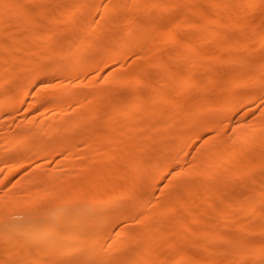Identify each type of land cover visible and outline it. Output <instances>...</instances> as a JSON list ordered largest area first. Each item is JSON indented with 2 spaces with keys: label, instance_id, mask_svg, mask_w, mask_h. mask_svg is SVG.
Returning a JSON list of instances; mask_svg holds the SVG:
<instances>
[{
  "label": "bare ground",
  "instance_id": "obj_1",
  "mask_svg": "<svg viewBox=\"0 0 264 264\" xmlns=\"http://www.w3.org/2000/svg\"><path fill=\"white\" fill-rule=\"evenodd\" d=\"M55 1L0 0V39L13 41L10 47L0 44V120L36 97L22 111L28 121L19 125L20 132L11 133L7 121L0 127L5 179L32 174L9 200L0 196V248L8 251L0 264H14L16 256L40 264L103 260L137 242L142 246L134 257L144 263L151 247L186 246L195 252L207 243L206 264H224L220 260L230 252L213 246L244 244L216 237V229H236L241 238L264 236V0H239L243 13L231 16L222 12L223 0L205 1L211 15L198 11L199 0H111V6L99 8L98 20L90 0H73L68 9L60 4L49 21L43 9ZM177 10L193 16L165 32L158 29L161 20H150L152 12L169 17ZM256 13L263 36L250 46ZM8 15L28 32L7 28ZM78 18L79 24L61 25ZM187 28L195 33L176 39ZM103 39L111 40L110 48L101 46ZM165 42L178 48L159 58ZM108 68L104 80L110 87L96 84L95 76L77 80ZM153 72L157 80L147 90L127 95L128 85L147 83ZM50 97L54 102L48 104ZM54 135L59 139L50 141ZM54 160L55 171L45 173ZM223 194L228 198L218 207ZM109 207L112 213L105 214ZM233 220L239 223L232 226ZM111 222L117 231L103 249L99 232ZM204 225L209 226L201 233ZM171 236L173 243L167 241ZM250 246L235 258H261L264 264V241ZM160 253L153 258L169 259ZM187 257L198 258L191 253L168 264Z\"/></svg>",
  "mask_w": 264,
  "mask_h": 264
},
{
  "label": "rangeland",
  "instance_id": "obj_2",
  "mask_svg": "<svg viewBox=\"0 0 264 264\" xmlns=\"http://www.w3.org/2000/svg\"><path fill=\"white\" fill-rule=\"evenodd\" d=\"M61 0H57L55 1L56 2V5L54 4V7L52 5V7H47L44 10V14L46 16V18L51 21L53 20L56 16H58V11H59V5L60 4H63V6L65 8H69V6L73 5V0H64L63 2H60ZM200 3H199V10L202 14H206V15H211L213 14V9L207 5H205V1L206 0H199ZM238 2L239 0H223L222 1V5L225 7L223 9L222 12H225L227 14H229V16H231L234 12L236 11H241V13H243V8L241 5H238ZM112 3L111 0H90L89 2V6L92 10V14L94 13V17L96 20H98L100 18V10L99 8H102L104 7L106 4H110ZM99 4V5H98ZM98 5V6H97ZM131 5L136 8L138 6L137 3H134L132 2ZM111 6V4H110ZM98 7V8H97ZM35 7H32V9H34ZM10 10H7V14H9ZM144 13V12H142ZM146 13V12H145ZM142 14L141 15V18L142 16L146 15V14ZM262 14V13H261ZM261 14H258L260 15V17L262 16ZM257 13L254 15V18L251 20L252 22H250V31L251 32V35L249 36V44L250 46H253L254 43L259 39L261 38V36H263V32L260 30V28L258 27V24H259V17L256 16ZM192 12L191 11H186V10H177L174 14L170 15L169 17H163L161 12H152L151 13V21L152 20H161V24L159 25L158 29H162L161 31H166L169 26L178 21H182L184 19H189L192 17ZM145 17V16H144ZM143 17V18H144ZM149 17V18H150ZM148 18V19H149ZM35 18L33 17V20ZM6 27L8 28L9 26L10 27H14V28H17V29H20L22 30V26L18 23L16 24V17H11V16H7L6 17ZM149 20V21H150ZM259 21V22H258ZM80 22V18L76 19L75 21H70V22H67V23H64L61 24V23H56V25L58 26H67L68 24H79ZM154 22V21H153ZM160 22V21H159ZM226 24L229 22L228 18L225 19L224 21ZM61 24V25H60ZM8 25V26H7ZM51 25V24H50ZM55 25V24H54ZM4 29H5V26H4ZM38 31H40L39 33H43L44 31V27H40L38 29ZM159 31V32H161ZM229 31V30H228ZM233 31V30H231ZM231 31H229V33H231ZM22 32H25V34L28 32V28L25 29V30H22ZM195 33V29L194 28H187V29H184L182 30L181 32H177L176 33V39L178 40H181L183 39L185 36L187 35H190V34H194ZM233 33V32H232ZM23 34V33H22ZM159 34H162L159 33ZM231 35V34H230ZM161 37V35H160ZM23 41L26 40V38H23L22 39ZM193 41H195V39H193ZM12 39L10 38H5V37H2L0 39V44L1 45H6L8 47H10V45L12 44ZM112 45V42L111 40H104L101 42V46L105 48H110ZM178 44L176 42L174 43H167L165 42V45L164 47L162 48V50L160 51L159 53V58H164L167 54L169 53H172L173 51H176V49L178 48L177 47ZM103 49V48H102ZM262 52H264V48L261 50ZM9 53H15V54H19L18 51L14 50V49H10L8 50ZM7 52V53H8ZM5 54H7L6 52H4ZM233 55H236L237 52L235 51H232ZM238 54H242L244 55L245 53L244 52H238ZM96 56V54H91L89 55V57L92 59ZM155 60V59H154ZM154 60H151V61H154ZM173 61V60H171ZM131 62V59L128 61V64ZM170 64H173V63H170ZM13 65H17V62H14ZM110 71V69L108 68V70H105V71H98V70H95V71H92L91 73L87 74V75H81L80 77L77 78V80L79 81V79H83V80H88L91 76H95V82L96 84H101V86H103V88H107V87H110L111 86V81H108V80H104L107 73ZM20 73V72H18ZM184 73V68H181L179 70V75H183ZM226 75L227 76H231L232 75V72L231 70H227L226 71ZM133 77V75H131L129 77V80H131ZM5 81V79H3ZM157 80V72H153L150 76L149 79H147V83H144V84H141V85H128L126 87V91H127V95L133 93L134 91H137V90H147L148 89V85L149 83H152V82H155ZM254 91V89H253ZM247 93H252V91H248ZM22 95L21 92L18 93V97L20 98V96ZM175 98H178L179 96H177L176 94L174 95ZM36 101V97L35 96H31L28 98L27 102L25 103V105L22 106V110L21 111H18L17 113H15L14 115L8 113H5L3 116H2V119L0 120V127H1V124L3 123V121H7L6 124H7V127L8 129H10V132L11 133H18L20 132V124H25L27 123V119L25 118H22V111L24 108L27 107L28 104L30 103H34ZM54 102V99L53 97H50L48 98L47 100V103L48 104H51ZM40 116V115H39ZM43 116V115H41ZM216 119L219 118V116L217 115V117H215ZM6 119V120H5ZM105 121V117L103 116L102 117V121L99 123V125L101 126L102 125V122ZM85 126H88L87 124H85ZM86 128V127H85ZM1 129V128H0ZM233 128L232 127H228L227 128V133L230 134L232 132ZM0 133H1V130H0ZM71 135V134H70ZM69 137H72L70 136ZM59 139V136H52L50 138V141H55ZM106 138H103V140H101L100 142V145L99 147L100 148V152H104L105 149H106ZM16 152V151H15ZM0 156L2 157V153H0ZM35 162L31 163L30 165H28V168L25 170V171H29V170H32L35 166ZM56 164V161H52L50 163V165L47 167L46 170H44L45 173H49V172H54L55 171V165ZM8 170H4V171H0V196H4L5 200H9V197H10V193L14 190H17V189H20L21 185L24 184V183H29V180H31V177H32V174H27L25 172H19L18 174H16L14 177L12 178H9V179H5V176H6V173H7ZM256 175L259 174L258 171L257 173H255ZM254 174V175H255ZM255 175V178H258V177ZM167 183V181H163L162 182V186H165ZM50 183H48L47 185H49ZM35 184H31L28 188L25 189V197L28 196L30 190H33ZM253 186V185H252ZM251 190V188H250ZM250 192V191H249ZM248 193V191H247ZM153 198L156 197L157 198V193H154L153 195H151ZM228 195L226 194H223V196H221V198L219 200H217V204H218V207L221 206L224 201L228 198L227 197ZM53 201V200H52ZM161 208V205L159 206V209ZM113 211V208L112 207H109L107 208V211L105 214L107 213H112ZM215 213V212H214ZM227 219L231 220L232 219V216L231 214H228L226 216ZM214 217L213 219L211 220V223L214 222ZM167 222V220L165 221ZM239 223V220H233V225ZM209 225H204L202 227H200V232L202 233L203 231H205L207 228H208ZM199 229V228H198ZM117 231V227L114 228V223L111 222L109 223L105 228H103V230H101L99 232V240H100V245L101 247L104 249V242L107 241V239L112 235L114 234L115 232ZM199 232V233H200ZM215 236L218 237V238H224L226 236H229L231 237L234 241H241L243 242V246L244 247H240V248H228L225 246V245H222V244H219V245H216V246H213L214 249L218 250L217 252L219 253H225L226 250L230 252V255L222 260H220V262L224 263V264H261L262 263V259L261 258H253V257H244V258H240V259H236L235 258V255L237 254V252L239 253H247L248 251H250V249L252 248V244H257V243H262L264 241V236H261V235H252L251 233H247L244 237H239L238 235V232L236 229H227L225 227H221V228H218L216 229V231L214 232ZM176 238L174 236H171L168 238V242L169 243H173L174 240ZM254 242V243H253ZM142 244L140 242H137V243H133L131 245H128V246H125V247H121L119 250H116V251H111L112 253V257H107L106 259H103V260H99L97 258L91 260V261H82V262H78L76 264H126V263H132V264H168L169 261H172V260H175L177 258H180L182 255H189L191 253H195V255L198 256V258L195 260V262L192 261V259H189V257L185 258V260L183 261L182 264H206V255H205V252H206V248H209V245L207 243H204L202 246V249L199 250V251H195L192 249V248H189V247H186V246H176L174 248H170V247H151L150 248V251L148 253V261L146 263H144V260L141 259V258H135L134 257V254L137 253L140 248H141ZM110 251V250H109ZM108 252V251H107ZM161 252V253H160ZM7 253L8 251L6 249H3V248H0V262L1 260L5 259L6 256H7ZM157 253H160V254H164V256H169V259H161V258H158V259H155L153 258L155 256V254ZM172 254V255H171ZM214 258H212L213 260ZM66 261H69V260H66ZM42 262V261H41ZM215 262V261H214ZM214 262H212L214 264ZM14 264H40V261L39 262H33L31 260L29 261H25L24 263H22V260H21V257L20 256H16L15 258V262Z\"/></svg>",
  "mask_w": 264,
  "mask_h": 264
}]
</instances>
